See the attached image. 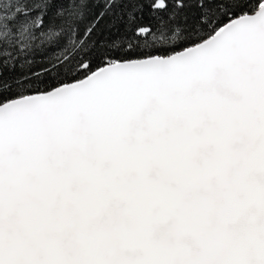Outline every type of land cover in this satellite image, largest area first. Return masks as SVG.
<instances>
[{
    "label": "snow or ice",
    "instance_id": "6c2138e0",
    "mask_svg": "<svg viewBox=\"0 0 264 264\" xmlns=\"http://www.w3.org/2000/svg\"><path fill=\"white\" fill-rule=\"evenodd\" d=\"M0 264H264V0H0Z\"/></svg>",
    "mask_w": 264,
    "mask_h": 264
}]
</instances>
